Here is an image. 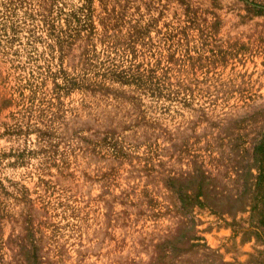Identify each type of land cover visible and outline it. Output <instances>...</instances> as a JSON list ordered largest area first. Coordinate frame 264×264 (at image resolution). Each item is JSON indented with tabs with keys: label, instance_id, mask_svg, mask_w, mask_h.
Masks as SVG:
<instances>
[{
	"label": "rangeland",
	"instance_id": "obj_1",
	"mask_svg": "<svg viewBox=\"0 0 264 264\" xmlns=\"http://www.w3.org/2000/svg\"><path fill=\"white\" fill-rule=\"evenodd\" d=\"M0 264H264V0H0Z\"/></svg>",
	"mask_w": 264,
	"mask_h": 264
},
{
	"label": "trees",
	"instance_id": "obj_2",
	"mask_svg": "<svg viewBox=\"0 0 264 264\" xmlns=\"http://www.w3.org/2000/svg\"><path fill=\"white\" fill-rule=\"evenodd\" d=\"M173 194H174V199L175 201H177L178 203V209L181 213H183L186 218V220L188 221V229L191 228V225L193 224V220L191 217H189L187 215V211L189 210V207H191L192 204V200H194L193 197L189 196L185 190L181 187H174L173 188ZM206 193V192H205ZM205 197H208L207 194H204ZM215 201H212L214 203V205H226L224 203L221 202V200H217L214 199ZM243 205H245V202L241 201V200H233L231 202H228V204L226 205L227 210L229 211H233V210H239L240 207H242ZM221 209V208H219ZM164 244H166L165 246H163L162 250H166L168 251L170 254L173 253L174 249L176 248L173 242H165ZM166 255L162 254L160 255L159 252H157V258H161V259H165ZM173 259V258H172Z\"/></svg>",
	"mask_w": 264,
	"mask_h": 264
}]
</instances>
